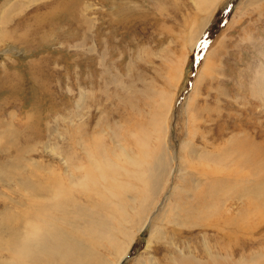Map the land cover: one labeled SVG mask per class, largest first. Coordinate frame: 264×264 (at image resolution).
<instances>
[{"label":"rangeland","instance_id":"374dc122","mask_svg":"<svg viewBox=\"0 0 264 264\" xmlns=\"http://www.w3.org/2000/svg\"><path fill=\"white\" fill-rule=\"evenodd\" d=\"M0 16V225L67 228L99 264H264V0H0ZM123 152L146 183L95 197L97 228L65 223L108 163L138 170Z\"/></svg>","mask_w":264,"mask_h":264},{"label":"bare ground","instance_id":"6f19581e","mask_svg":"<svg viewBox=\"0 0 264 264\" xmlns=\"http://www.w3.org/2000/svg\"><path fill=\"white\" fill-rule=\"evenodd\" d=\"M15 6H16V4H15ZM1 16H4V15L1 13ZM1 16H0V18H1ZM245 140H247V139H245ZM245 140H243V141H245ZM252 142L253 141H250V140L247 141V143L250 144V145H251ZM247 143H246V141L245 142H239V146H241L243 144V146L240 147V150L242 151V147H245V148H247L246 149L247 150V153L248 152H251L252 155L253 156H256V158H257L259 156L258 149H257V151H255L256 149L253 150L254 147L251 149V147ZM263 145H262V147H263ZM255 152H258V155H256ZM262 153H260V154H262ZM121 156L122 157L123 156L124 157H127V159H125V160H127L126 163H128L130 165H133V166H138V170L137 171H131L130 169L125 168V166H122L121 164H117L114 167V164H109L108 163V165H111V166L108 167V169H111V171L109 172L110 177L109 178H106V176H103L104 181L106 182L105 183L106 184V187L107 186H110L109 188H105V189H108V190H99V188L97 190H94V189H92V190L91 189L90 190L89 189L88 190H85L84 188L87 187L86 186V181H82L81 180L80 182H78L79 184L77 186H79L82 189H84V190H81V193H83V194L80 195L79 198L77 197L78 198L77 200H78L79 203H76V205H75L76 207H74L76 209L75 212H74V210L69 211L67 216L66 215H63L61 217L62 220L65 223H67L68 225L72 224L74 226V229L76 227H78L80 225V223H85V222L86 223H89L88 224L89 228H91V229L93 227H96L97 228V227H99L102 224L101 223H98V221L95 220V218H97V217L94 218V214H96L94 208L96 207V205H98V203H96L95 197H98V199H99V200L97 199L98 202L99 201L101 202V200H102L101 203H104V202H106L109 199V197H112L114 195L115 196H118L117 193H116V190H112V189L123 188V185L121 184V181H119V179L120 178H123L124 176H126L128 178L129 177L135 178L136 180H138L142 184H145L146 183L145 182L146 173L142 171V169L140 168V165L139 164H136L135 161L133 159H131L129 157V155L127 156V154L124 153V152H123V154L121 153ZM121 156L119 155V157H121ZM262 157L263 156H261V158ZM259 158H260V156H259ZM90 159H91V157H90ZM106 162H109V161H106ZM106 166H107V164H106ZM261 166L264 167V164H261ZM262 170L264 171V169H262ZM0 176H2L3 178L9 179L10 181L14 178L13 175L7 174V173H4V172H1L0 173ZM126 177H124V178H126ZM136 180H134V181H136ZM262 183H263V186H264V182H262ZM26 184H28V183H26ZM56 189H57V187H56ZM23 191H27V194L28 195H25V197L33 194L35 196H38V198H40L44 193H46L45 192L46 190H23ZM64 191H66V190H64ZM69 192L70 191H68V193ZM253 192H256V194H258V195H259V192H261V194H263L264 193V189L263 190H249V193H253ZM63 194L61 193L62 196H64ZM60 198H61V200H63L62 199L63 197L60 196ZM60 198H57V200L59 201ZM75 198H71V199H73L74 202H75L76 201ZM207 198H208V196H207ZM44 199H46V198H44ZM31 200H32V198H31ZM57 200L56 199L55 200L49 199L48 200L49 203H47V205L45 207H43L41 209H37L36 208L37 209V212L39 213L42 210L44 211V209L46 210V207L51 208L53 206L58 205ZM209 200H210V198H209ZM37 201L38 200L33 201L34 205H33V203H31L30 206L33 205L34 207H36ZM108 201H110V199ZM40 202H42V201L40 200ZM205 202H207V200ZM18 203H19V201H17V204ZM42 203L46 204V201L44 200ZM84 203L86 205H83ZM22 204H24V203H22ZM79 204H81V205H79ZM8 205H7V207H8ZM101 205H103V204H101ZM37 206H38V204H37ZM7 207H6V209H7ZM9 208H11L10 205H9ZM99 208H100V206H99ZM12 209H14V208H12ZM28 209H30V208H28ZM28 211L30 212V210H28ZM201 211L203 212V210H201ZM248 211H250V210H248ZM246 212H247V210H246ZM246 212L243 214L244 215V218H245ZM1 214H0V218H1L2 215L5 216L4 214H6V213L4 212V214H2V215ZM60 214H61V212H60ZM22 215H24L23 216L24 218L26 217L25 212ZM22 215H21V213H16L14 211L13 213H10V215H8L5 218L3 224L0 225V253L1 252H5V253H8L9 254V255L8 254L7 255H4L6 257H4V256L0 257V264H39L42 261H48L46 264H48V263L49 264H99L100 261L102 260V258L97 255V253L95 252L94 248H92L90 246H87V244H84L83 241H80V239H77V238H79V236L78 237L76 236V232L74 234L73 231L72 232L71 231L69 232V230L67 231L66 230L67 228L66 229L65 228L64 229L63 228H60L61 226H59V227L57 226V228H56V227H53V226H51V225L48 224L49 226H47L45 228L44 233L43 234H40L39 231H38V229H36L35 227H32V225L30 224V222L28 221V219L25 220L22 217ZM35 216H37V214ZM44 216L47 218V215H44ZM31 217L33 218V216H31ZM0 220L2 221L3 218L0 219ZM29 220H31V219H29ZM57 223H58V221H57ZM40 225H42V224H40ZM226 225L228 226V224H226ZM88 232H90V230L89 229H86L84 231V235H88V234H85V233H88ZM93 232H95V230ZM229 234H230V232H229ZM231 236H233V235H231ZM230 238L231 237L229 236V239ZM223 248L221 247V249H223ZM124 254H125L124 256L118 257V259H116V262L114 264H119V263L121 264L123 262L124 258H126L127 252H125ZM10 255H11V258L8 257ZM207 255H208L209 261H212V258L210 256L211 255L210 254V251L208 252ZM207 264H209V263H207Z\"/></svg>","mask_w":264,"mask_h":264}]
</instances>
